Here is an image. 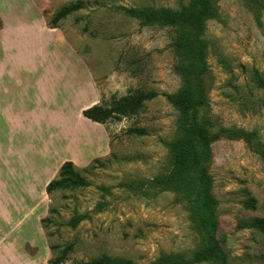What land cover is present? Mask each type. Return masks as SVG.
<instances>
[{
  "label": "rangeland",
  "instance_id": "obj_1",
  "mask_svg": "<svg viewBox=\"0 0 264 264\" xmlns=\"http://www.w3.org/2000/svg\"><path fill=\"white\" fill-rule=\"evenodd\" d=\"M76 1L0 0V70L10 62L1 38L53 40V55L65 56L89 74L99 94L96 105L116 111L123 99L158 95L133 114H112L103 124L76 120L79 129L70 116L69 132L87 131L92 140L104 135L105 152L72 163L62 180L59 167L39 183V194H0V264H106L104 259L153 264L163 255L189 259L203 242L188 193L123 184L149 181L171 169L170 142L180 132V113L166 95L183 88L180 31L143 26L118 7L180 11L193 0H80L86 3L83 9L53 23L60 7ZM216 7L199 36L208 68L200 115L210 131L245 135L224 137L209 147L206 164L218 238L229 264H264V229L251 226L254 219H264V87L256 84L257 77L264 81V0H217ZM29 167L35 164H26V171ZM55 179L61 184L47 194L46 185Z\"/></svg>",
  "mask_w": 264,
  "mask_h": 264
},
{
  "label": "crops",
  "instance_id": "obj_2",
  "mask_svg": "<svg viewBox=\"0 0 264 264\" xmlns=\"http://www.w3.org/2000/svg\"><path fill=\"white\" fill-rule=\"evenodd\" d=\"M1 42L10 62L0 70V194L35 195L64 162L104 154V135L92 140L87 131L68 130L70 116L79 129L76 120L93 123L81 112L98 104L99 94L88 73L53 55V40ZM30 163L35 167L26 171Z\"/></svg>",
  "mask_w": 264,
  "mask_h": 264
},
{
  "label": "trees",
  "instance_id": "obj_3",
  "mask_svg": "<svg viewBox=\"0 0 264 264\" xmlns=\"http://www.w3.org/2000/svg\"><path fill=\"white\" fill-rule=\"evenodd\" d=\"M217 0H193L192 3L180 11L167 8H122L121 12L129 17L139 20L143 26L157 25L172 27L180 31L177 37V51L182 69L183 88L175 95H166L179 110V134L170 142L172 150V166L170 171L158 178L149 181H125L129 188H144L147 185L172 187L178 191L188 193L191 203L192 220L201 235L202 246L191 254L189 259L179 255H163L153 264H229V255L218 238V221L215 215V200L211 192L212 180L207 171V161L210 157L209 147L222 138H245L243 132L238 130L210 131L204 124L200 109L206 104L205 79L208 68L205 61L206 44L199 38L204 22L216 15ZM257 2V0H253ZM86 3L76 1L59 8L53 18V23L65 18L69 14L83 9ZM258 87H264V81L257 77ZM158 94L148 92L137 97L123 99L118 104L116 111L104 109L101 105H93L82 110L84 118L93 123L103 124L112 114L127 116L133 114L143 102L155 98ZM142 134L143 131H134ZM71 162H64L58 171V179L66 175V171L73 168ZM74 182L80 180L72 178ZM72 179L67 180L72 183ZM62 180V179H61ZM61 180H52L45 192L50 193L53 187L59 186ZM74 184V183H72ZM253 203V199L250 200ZM251 226L264 229V219H254ZM106 264H130L123 261L103 260ZM49 264H60L52 260ZM93 264V263H90Z\"/></svg>",
  "mask_w": 264,
  "mask_h": 264
}]
</instances>
